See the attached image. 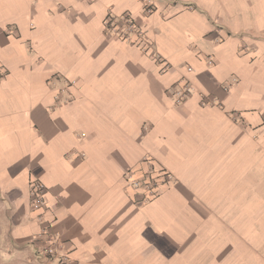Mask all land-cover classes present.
I'll use <instances>...</instances> for the list:
<instances>
[{
    "label": "crops",
    "instance_id": "crops-1",
    "mask_svg": "<svg viewBox=\"0 0 264 264\" xmlns=\"http://www.w3.org/2000/svg\"><path fill=\"white\" fill-rule=\"evenodd\" d=\"M155 4L0 0V264H56L33 243L43 222L75 264H264V0ZM109 14L170 69L106 35ZM145 158L174 177L149 203L127 181Z\"/></svg>",
    "mask_w": 264,
    "mask_h": 264
},
{
    "label": "built area",
    "instance_id": "built-area-1",
    "mask_svg": "<svg viewBox=\"0 0 264 264\" xmlns=\"http://www.w3.org/2000/svg\"><path fill=\"white\" fill-rule=\"evenodd\" d=\"M144 4V15L151 16L156 12L155 0H142ZM104 30L106 35L120 42H127L130 45L137 46L143 52H151L152 56L161 66V73L170 69L166 60L160 58L154 51L153 45L147 38V35L142 28L140 22L131 15L115 16L109 14L104 20ZM6 76V71L0 67V80ZM236 80L227 86L228 89ZM75 82L67 80L62 88L57 93L58 103H68L72 100L71 89ZM170 96L175 105L184 103L194 92L195 89L190 82H184L173 86L170 90ZM213 105L215 102H208V105ZM144 166L142 177H135L133 172L127 175V181L131 187L139 191L143 196V201L146 203L156 199L161 194V187L164 184H170L174 181V177L165 169L157 168L151 158H145L142 161ZM31 206L34 211L45 212L48 209V191L47 187L40 181H33L30 190ZM44 227L41 233L33 243L38 247L39 255L42 259L56 264H75L69 254L63 251V244L58 234L52 231V227L43 222Z\"/></svg>",
    "mask_w": 264,
    "mask_h": 264
}]
</instances>
